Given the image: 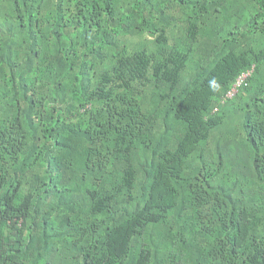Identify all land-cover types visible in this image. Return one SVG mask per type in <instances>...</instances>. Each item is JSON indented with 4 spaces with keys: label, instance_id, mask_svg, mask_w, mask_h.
Returning <instances> with one entry per match:
<instances>
[{
    "label": "trees",
    "instance_id": "16d2710c",
    "mask_svg": "<svg viewBox=\"0 0 264 264\" xmlns=\"http://www.w3.org/2000/svg\"><path fill=\"white\" fill-rule=\"evenodd\" d=\"M0 264H264V0H0Z\"/></svg>",
    "mask_w": 264,
    "mask_h": 264
},
{
    "label": "built area",
    "instance_id": "2783aa9c",
    "mask_svg": "<svg viewBox=\"0 0 264 264\" xmlns=\"http://www.w3.org/2000/svg\"><path fill=\"white\" fill-rule=\"evenodd\" d=\"M253 69H248L243 71L242 73H240L238 75V77L236 78L234 84L232 85V87L228 90L227 94H226V98H233L236 93L238 92L239 88L242 87V85L246 82V80L251 76Z\"/></svg>",
    "mask_w": 264,
    "mask_h": 264
}]
</instances>
